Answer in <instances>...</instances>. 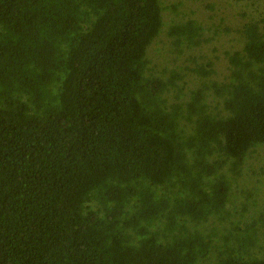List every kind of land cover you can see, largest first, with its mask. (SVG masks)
I'll return each mask as SVG.
<instances>
[{
	"label": "trees",
	"instance_id": "1",
	"mask_svg": "<svg viewBox=\"0 0 264 264\" xmlns=\"http://www.w3.org/2000/svg\"><path fill=\"white\" fill-rule=\"evenodd\" d=\"M186 1L0 0V264H264V12Z\"/></svg>",
	"mask_w": 264,
	"mask_h": 264
},
{
	"label": "rangeland",
	"instance_id": "2",
	"mask_svg": "<svg viewBox=\"0 0 264 264\" xmlns=\"http://www.w3.org/2000/svg\"><path fill=\"white\" fill-rule=\"evenodd\" d=\"M169 2H178L180 0H167ZM202 0H188L186 1V6L191 7V3H195L196 5L192 7L193 10H196L197 6H199L200 11L203 13L205 12V6L207 3H201ZM209 3H216V9L219 15L227 17L225 19V23L229 26L235 23H245L249 22L253 19L260 18V15L264 12V1H260L259 3L254 2V0H209ZM169 20V18H167ZM232 40H227L226 43H223V41L219 42L218 45L221 47H227L228 45H232ZM155 47V46H154ZM153 47V48H154ZM159 47H163V45H160ZM157 47H155L156 49ZM156 54V53H155ZM164 54V53H162ZM166 55V54H164ZM159 58H161L159 56ZM226 63L222 59L218 63V70L225 73L226 72ZM255 158L252 161V165L255 170H260V167L262 165V162H264L263 159V152L256 153ZM251 164V162H249ZM250 169L246 170L249 171ZM245 171V172H246Z\"/></svg>",
	"mask_w": 264,
	"mask_h": 264
}]
</instances>
